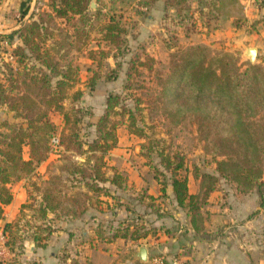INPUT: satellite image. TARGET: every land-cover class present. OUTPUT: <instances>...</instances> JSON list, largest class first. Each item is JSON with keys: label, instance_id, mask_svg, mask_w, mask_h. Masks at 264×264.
Listing matches in <instances>:
<instances>
[{"label": "trees", "instance_id": "1", "mask_svg": "<svg viewBox=\"0 0 264 264\" xmlns=\"http://www.w3.org/2000/svg\"><path fill=\"white\" fill-rule=\"evenodd\" d=\"M187 1L167 0L166 5L174 6L179 11ZM91 2L50 0L52 12L39 14L36 19L11 33L16 34L21 43L12 48L13 63L7 62L3 70L6 82H0V103L13 113V119L0 121V128L3 129H0V220L4 206L14 197L10 184L28 178L52 152L50 139L58 133V126L50 117L54 110L60 111L64 119L63 128L58 133L62 149L57 153L65 159L60 168L68 175L54 173L42 182L38 213L44 216L50 211L56 216L81 217L90 206L101 203L100 195L108 193L104 183L109 181L121 187L125 182L121 172L106 175L105 156L117 145V129L125 121L131 133L137 136L144 134L142 128L136 125L134 112L126 110V119L113 120L112 114L123 115L124 110L119 112L116 109L121 105V95L109 93L104 112L96 122H88V125L95 126V137L83 139L78 124L83 121V115L94 116L91 108L72 106L69 111L64 106L69 90L79 80V67L75 65V60L72 63L70 58H65V44L55 40L46 41L53 30L45 17L62 18L66 24L73 19L80 20L73 25L75 34L88 35L87 27L93 28L89 21L102 14L101 6L95 9L96 14L88 13ZM261 21L264 23V17ZM83 22L89 25L79 26ZM98 32L109 47L90 48L87 56L99 66L102 64L99 55H113L116 58V53L111 50L127 46V30L120 18L111 15ZM74 45L76 50L83 49L79 42ZM145 59L135 54L128 70L126 87L132 86L129 81L132 71H138V66L153 69L150 62L154 59L148 54ZM116 65L120 66L119 63ZM16 69H23L24 78L19 76L20 72ZM116 75L117 70L111 69V74L106 78L111 79ZM100 76L98 71L93 72L87 80L89 89H94ZM156 78L160 87L156 99L162 101L164 113L175 123L186 125L189 122L195 125L199 138L204 141L205 153L220 157L216 160L219 175L209 172L199 174L197 170L193 172L192 176L199 179V191L194 194L189 193L188 176L179 173L184 165L183 157L175 161L173 156L161 154L159 166L154 167L156 176L165 175L166 172L171 174L177 203L188 208L194 229L200 231L204 227L202 206L215 189L219 176L234 181L242 190L264 184L261 180L264 174V66L249 64L241 69L231 53L217 52L206 44L194 43L173 52L167 71L158 73ZM82 94L81 89L75 90L72 102L78 101ZM75 154L85 156V160H72ZM76 182H82L87 191L74 189ZM162 191H166L165 182H162ZM133 219L137 221L140 216ZM10 226V223H5L3 232L7 233ZM43 228L48 229L47 226ZM124 228L125 232H117L116 229L113 237L127 236L129 226ZM147 234L148 230L143 224H136L131 236L138 239ZM34 239L37 240V236ZM7 263V259H0V264Z\"/></svg>", "mask_w": 264, "mask_h": 264}, {"label": "crops", "instance_id": "2", "mask_svg": "<svg viewBox=\"0 0 264 264\" xmlns=\"http://www.w3.org/2000/svg\"><path fill=\"white\" fill-rule=\"evenodd\" d=\"M108 1L120 5L110 11L106 10L105 5L98 2L96 5L101 6L102 12L121 19L128 31L126 37L132 36V49L137 48L141 40H146L148 45V39L157 32L165 34L169 29L166 27L168 24L172 25L170 29L178 36L177 46L194 43L216 45L220 43L219 40H225L227 44H231V40L242 43L249 37L247 34H258L255 33L258 30L264 32L261 21L264 6L260 5L264 0H192V13L196 21L195 26L186 33L175 18L176 7L167 6V0ZM49 3L50 0H0V47L8 45L14 48L20 44L21 39L11 33L36 19L39 14L52 12ZM229 4H236L237 12L234 8L230 9ZM102 43L94 48L109 47L105 41ZM175 45L170 48L173 50L177 47ZM256 46L257 52H260L259 45ZM86 60L94 63L90 58ZM109 60L110 63L114 62L111 58ZM90 76L87 74L81 78L83 83L76 90L83 91L82 103L91 106L94 113L92 121L96 122L106 107L104 100L114 86L111 88L104 83V78H100L91 90L86 81ZM0 82H6L1 67ZM97 97L104 98L102 107L101 102H96ZM51 113L59 133L64 125L63 115L57 111ZM12 115V111L0 103V121L13 119ZM92 129L95 131L94 125ZM117 135V145L105 156L106 175L121 172L125 182L121 187L109 181L104 183L108 193L100 195L101 203L90 206L81 217L56 216L50 211L44 216L38 213L42 182L54 173L68 175L60 168L65 159L58 154L51 153L28 178L10 184L14 197L4 206L0 224L16 222L25 212L29 213V221L34 225L27 231L29 234L22 243L29 246L35 261L41 264H171L173 259L180 258L186 264H264V251L261 252L259 246L245 243L242 233L245 226L258 231L264 226V208L256 205L259 194H243L236 190L234 197L227 184L219 183L202 206L204 227L196 231L188 208L177 203L171 174L166 172L165 175L156 176L151 166L159 160L149 161L150 156L144 153L143 140L128 130L127 121L118 127ZM72 160L82 162L85 156L75 154ZM186 175L189 193H197L198 182H194L191 172ZM162 182L166 184L165 193ZM75 184L74 189L87 191L82 182ZM255 210L257 214L253 221H243L246 215ZM137 216L140 219L135 221L133 218ZM136 224H143L148 234L133 239L131 233ZM45 226L50 232L47 233L48 229L43 228ZM125 226H129L127 236L113 237L116 231L125 232ZM141 245L148 249L146 262L135 258Z\"/></svg>", "mask_w": 264, "mask_h": 264}, {"label": "rangeland", "instance_id": "3", "mask_svg": "<svg viewBox=\"0 0 264 264\" xmlns=\"http://www.w3.org/2000/svg\"><path fill=\"white\" fill-rule=\"evenodd\" d=\"M92 1L98 2L100 5H105L106 10L108 9L109 11L112 8L116 7V5H120L116 4L115 2L109 1L107 3V0ZM192 5L193 1L188 0L186 3L181 5V9L179 11L178 9H176L178 17L176 16L175 18L178 19L177 22L180 23L182 30L185 33L190 31V29L195 26L196 18L192 13ZM260 5L264 6V2L262 1ZM40 7L43 6L41 5ZM97 7L98 6L96 5L92 8L90 5V10L88 11V13L91 15L96 14L95 9ZM228 7L230 9L234 8L237 12L236 4H229ZM211 14H214V12H211ZM110 16V13L102 12L101 16L93 18L92 22L89 21L90 24H93V28L87 27L86 30H88V35L75 34L73 25L78 24L80 20L78 21L76 19H73L64 25V21L51 18L47 19L44 16L45 19L48 21V26L51 27V30H53V34H51L52 36H47L46 41L48 42V40H55L57 43L60 42L61 44H65L66 47L65 49H63V53H66L65 58H70L72 63L76 61L75 65H78L79 67V80L74 85V87L69 90V97L64 100L65 109H68L70 111L72 106L91 108L90 105L82 103V96L78 101L73 102L71 98L76 90V87H81V84L83 83L81 81V78L83 79L84 77H86L87 74L90 76L93 74L94 71H98L101 75L100 78H104L105 84L111 86V88H113L114 86V89H112V91H110L109 93L121 95V105L116 107V109L119 112L124 110L123 115L116 113L112 114L111 117L113 118V120H124L128 117V113L126 112V110L130 109L134 112V115L136 117V125H139L144 133L142 136L138 137L143 140L142 144L144 147V153L150 156L148 157L150 159H148L150 162H156L157 159L160 160L161 154H169L175 158V161H177L178 157H183L184 165L179 170L180 174L182 175H185L188 172H191V174H193V172H195L196 170L199 174H201L202 172H209L219 175V173L216 171V160L220 157H213L212 155L205 153L204 141L199 138L196 126L189 122L186 125H182L180 123H175L170 120V118L164 113V108H162V101L156 99L160 90V87L157 84V74H164L167 71L169 66V60L173 52L177 51L178 49L185 48L190 44L186 46H183L181 44V47L177 46L176 43L178 42V39L176 38H178V36L175 35L174 32H172V29H170L172 25L168 24L166 27L169 29H166L167 31H165V34L157 32V34H154L153 37H150L148 39V41L150 40V43L148 45L146 40H141L138 41L139 45L137 46V48L132 49L130 47V45H134L132 41V36L130 38L126 37V47L123 46L120 50H111V52L116 53V58L113 55L107 57H102L99 55L98 57L102 59V64L98 66L95 61L94 63H90L86 60V58H88L87 50L90 48H94L97 45L103 44V40L101 39V35L98 31L102 24ZM90 19L91 17H89V20ZM88 25V22L79 23V26L82 27H86ZM252 26L253 24L250 25L251 29ZM255 33L258 34H251L252 36L247 34L249 37L244 39L242 43L236 42L235 40H231V44H227L225 43L227 41L219 40V44L206 45H208L211 49L217 52L226 51L231 53L237 60V63L238 65H240L241 69H245L249 64H260L264 66V32L258 30V32ZM127 35L128 31L125 36ZM76 42H79V45L83 47L82 50H76L77 48L74 45L76 44ZM172 45H175L177 47L172 50L170 48V46ZM256 45H259L260 52H257L256 58L253 62H251L249 57L246 55V49L248 47H255L257 49ZM106 49L108 48L106 47ZM52 51L56 56H58L55 50ZM11 52L12 47L8 45H3L2 47H0V67L3 68V70L6 68L5 66L7 62L11 65L13 63V61H8L9 59L7 57ZM144 53L148 54L154 59L150 62L153 64V69L149 70L145 66H138V71H132V79L129 81L132 83V86L128 88L126 87V84L128 83V70L132 65V60L135 58V54H139L141 56V59L145 61L146 54ZM75 57H77V59H75ZM110 58L111 60L113 59L114 62L110 63ZM80 63L81 65H79ZM117 63H119L120 66L116 65ZM11 65L10 68H13L14 70V67ZM111 69H116L117 75L115 77H112L111 79H107L106 77L111 74ZM16 70H19V76L21 78H24L23 69ZM103 99L104 98L102 97L95 98L97 103L100 104L101 102V107L102 102H106V100L103 101ZM122 106L123 109H121ZM105 109L106 108H104V110ZM57 112L60 113V111ZM51 114L52 113H50V117L52 118ZM60 114L62 115V113ZM88 116L89 115H83V121L78 124L79 134L85 140H90L96 135V131L92 129L93 126L88 125V122L90 120L92 121V117ZM25 150L27 152V148ZM152 165L153 166L151 167H153V169L154 167H157V163H152ZM194 179V182H198L199 184V179ZM261 180H263L264 182V174ZM219 183L227 184L230 187V190L233 191L234 197L236 195V190H238L239 193L243 194H252L254 192L259 194L260 198L258 200L255 199L258 202L256 205L258 206L259 204L260 209L264 208V184L255 185L253 188L248 190H242L237 185V183L222 176H219L215 188ZM31 196L35 197V195ZM29 199L31 200V197ZM251 204H253V202ZM28 214V212H25L16 222H8L11 224V226L7 228V233L5 232V237H0V259H7V264H32L33 262L41 264V262L34 260L33 253L31 254L29 246L26 245V243H22L23 240H21V238L24 239V237H27V235L29 234V232L27 231L34 225V223H31L29 221L30 217L28 216ZM256 214V210L250 212L244 217L243 221H253ZM4 224L5 222L0 224V232L2 231V227L4 226ZM243 230L244 231H242V233L244 242L253 246H259L262 249L261 252L264 251V226L259 231L253 229V227L247 226H245ZM20 241L21 243L19 245Z\"/></svg>", "mask_w": 264, "mask_h": 264}, {"label": "water", "instance_id": "4", "mask_svg": "<svg viewBox=\"0 0 264 264\" xmlns=\"http://www.w3.org/2000/svg\"><path fill=\"white\" fill-rule=\"evenodd\" d=\"M91 7L96 6V2H91ZM246 55L249 57L250 61L253 62L257 55V49L255 47H248L246 49ZM135 258H137L141 262H146L148 259V249L145 245L139 246Z\"/></svg>", "mask_w": 264, "mask_h": 264}, {"label": "built area", "instance_id": "5", "mask_svg": "<svg viewBox=\"0 0 264 264\" xmlns=\"http://www.w3.org/2000/svg\"><path fill=\"white\" fill-rule=\"evenodd\" d=\"M8 61H13L14 60V56L12 55V53H10L8 56ZM50 146H51V153L54 154H58L57 152H59L62 149V146L60 145V136L58 133L53 134L51 139H50ZM0 237L4 238L5 237V233L3 232V230L0 232ZM171 264H186L182 259L180 258H176L172 260Z\"/></svg>", "mask_w": 264, "mask_h": 264}]
</instances>
